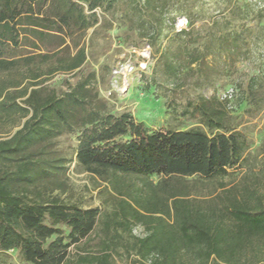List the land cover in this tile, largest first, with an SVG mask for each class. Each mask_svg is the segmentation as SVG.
Here are the masks:
<instances>
[{
  "label": "trees",
  "instance_id": "1",
  "mask_svg": "<svg viewBox=\"0 0 264 264\" xmlns=\"http://www.w3.org/2000/svg\"><path fill=\"white\" fill-rule=\"evenodd\" d=\"M222 3L205 17L190 0H0V256L15 251L17 264L264 261V139L252 153L245 132L264 112V0ZM180 17L187 25L176 31ZM117 24L127 40L149 43L152 77L172 89L210 88L254 53L260 64L242 74L235 105L198 94L181 110L168 103L195 126L150 129L113 112L96 71L83 69ZM105 50L99 44L97 53ZM62 136L74 137L71 154ZM73 161L107 186V206L72 198Z\"/></svg>",
  "mask_w": 264,
  "mask_h": 264
},
{
  "label": "rangeland",
  "instance_id": "2",
  "mask_svg": "<svg viewBox=\"0 0 264 264\" xmlns=\"http://www.w3.org/2000/svg\"><path fill=\"white\" fill-rule=\"evenodd\" d=\"M184 1L186 2V0ZM190 2H193V10H200L201 15L205 17L215 15L223 7L222 0H190ZM88 32L90 33L91 30ZM140 41L141 39L136 38L134 35L127 40L125 28L117 24L107 31L104 38H99L97 44L89 50L91 54L83 69H94L96 71L100 95L109 101L113 112L129 111L135 119L143 122L150 129L161 127L187 129L195 126L193 121L181 115L180 112L174 113L173 106H177L181 110L186 103V99L195 98L198 94L204 96L215 94L216 97L221 98L226 91L233 89L235 94L231 99V104L235 105L240 92L238 84L246 78L242 74H255L257 66L260 64V57L257 53H254L249 61H240L237 64L238 72L219 79L212 87L207 89L194 86L186 87V84L181 89H172L171 85L154 80L151 69H149L144 79L132 83L125 97L118 98L114 95L108 99L104 92L109 88L110 67L124 47ZM99 44L106 47L103 54L97 53ZM66 76L71 82L76 80L75 75L68 74ZM61 78V75H55L50 82L58 84ZM168 103L173 106H169ZM235 107L232 114L241 115L244 104ZM245 125L247 127L245 132L252 139L250 151L255 153L264 139V112L255 119L247 120ZM74 144L75 139L72 136H62L59 140L60 147L65 149L67 154L72 153ZM68 176L72 185V198L80 205L84 207H105L110 203L107 186L82 171L76 166L75 161L69 165ZM133 233L142 235L143 230L139 226H134ZM116 262L117 264H130V259L127 257L117 258ZM0 264H17L16 252L11 250L6 256H0ZM260 264H264V261Z\"/></svg>",
  "mask_w": 264,
  "mask_h": 264
},
{
  "label": "built area",
  "instance_id": "3",
  "mask_svg": "<svg viewBox=\"0 0 264 264\" xmlns=\"http://www.w3.org/2000/svg\"><path fill=\"white\" fill-rule=\"evenodd\" d=\"M186 25V18L180 17L175 22V30L186 28ZM152 64V48L148 42L142 41L139 44L124 47L110 67L109 88L104 92L105 96L108 99L114 95L118 98L125 97L132 83L144 79ZM233 94L234 90L229 89L221 99H232Z\"/></svg>",
  "mask_w": 264,
  "mask_h": 264
}]
</instances>
